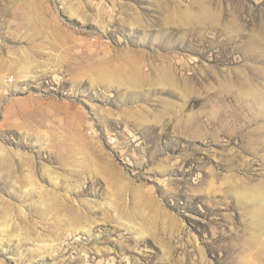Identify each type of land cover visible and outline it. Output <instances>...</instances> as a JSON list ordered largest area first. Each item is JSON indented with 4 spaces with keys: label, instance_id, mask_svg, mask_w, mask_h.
<instances>
[{
    "label": "rangeland",
    "instance_id": "1",
    "mask_svg": "<svg viewBox=\"0 0 264 264\" xmlns=\"http://www.w3.org/2000/svg\"><path fill=\"white\" fill-rule=\"evenodd\" d=\"M263 203L264 0H0V264H264Z\"/></svg>",
    "mask_w": 264,
    "mask_h": 264
},
{
    "label": "bare ground",
    "instance_id": "2",
    "mask_svg": "<svg viewBox=\"0 0 264 264\" xmlns=\"http://www.w3.org/2000/svg\"><path fill=\"white\" fill-rule=\"evenodd\" d=\"M212 3H213V1H212ZM198 11L200 12V9H198ZM182 14H183V13H182ZM201 19H203V17L200 18V16H199L198 20H201ZM179 22H180V23H178V25H182V26L187 25L186 20L183 19V18H180V19H179ZM171 77H172V76H171ZM171 77H170V80L172 81V83L169 84V85H174V83H175V85L177 86V85H178V82H175L176 79L173 80V78L171 79ZM139 79H140V78H139ZM167 79H168V78H167ZM137 80H138V79H136V82H135V83L139 82V80H138V81H137ZM168 80H169V79H168ZM168 80H167V81H168ZM171 81H170V82H171ZM132 82H133V81H132ZM250 83H251L250 81H246V80H245V82H244L243 84L247 86V85H250ZM130 84H131V83H130ZM133 84H134V82H133ZM135 85H136V84H135ZM128 86L130 87L129 84H128ZM263 204H264V203H263ZM263 210H264V207H263ZM254 224H255L256 226H258V227H261V228L264 227V221H257V220H256Z\"/></svg>",
    "mask_w": 264,
    "mask_h": 264
}]
</instances>
